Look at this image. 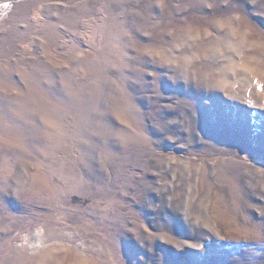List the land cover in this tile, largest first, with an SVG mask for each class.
I'll list each match as a JSON object with an SVG mask.
<instances>
[{
  "label": "rangeland",
  "instance_id": "rangeland-1",
  "mask_svg": "<svg viewBox=\"0 0 264 264\" xmlns=\"http://www.w3.org/2000/svg\"><path fill=\"white\" fill-rule=\"evenodd\" d=\"M264 0H0V264H264Z\"/></svg>",
  "mask_w": 264,
  "mask_h": 264
},
{
  "label": "snow or ice",
  "instance_id": "snow-or-ice-1",
  "mask_svg": "<svg viewBox=\"0 0 264 264\" xmlns=\"http://www.w3.org/2000/svg\"><path fill=\"white\" fill-rule=\"evenodd\" d=\"M262 90H264V86H262Z\"/></svg>",
  "mask_w": 264,
  "mask_h": 264
}]
</instances>
